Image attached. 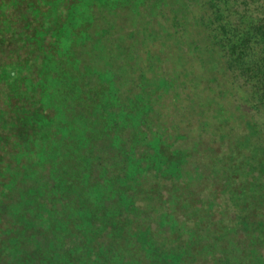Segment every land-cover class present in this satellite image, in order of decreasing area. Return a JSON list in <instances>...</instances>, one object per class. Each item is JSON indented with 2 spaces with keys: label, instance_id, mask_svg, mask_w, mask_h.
<instances>
[{
  "label": "trees",
  "instance_id": "1",
  "mask_svg": "<svg viewBox=\"0 0 264 264\" xmlns=\"http://www.w3.org/2000/svg\"><path fill=\"white\" fill-rule=\"evenodd\" d=\"M149 3L0 0L6 6L0 24L7 25L0 27V111L6 114L0 129V225L9 232L0 264H192L195 258L206 259L202 264H221L214 260L222 258L232 264H264V135L250 149L233 142L236 157L214 160L217 168L211 161L200 178L204 187L213 184L207 199L216 205H199L194 189L182 183L188 177L183 166L189 152L170 151L158 134H150L151 139L146 132L157 95L126 98V87L116 86L120 72L106 64L94 67L85 57L87 48V55L103 52L111 32L117 33L112 26L95 31L98 14L107 17L96 9L158 6ZM200 3L205 13L198 24L206 46L201 50L217 54L233 83L241 80L248 88L246 111L252 119L244 113L261 132L264 0ZM139 148L144 154H137ZM5 151L9 173L4 175ZM151 175L160 178V193L169 197L168 189L172 195L160 198L166 212L153 227L135 213L134 198ZM10 183L13 194L5 191ZM185 192L184 207L197 211L181 220L171 202ZM212 224L216 243L222 227L242 232L246 245L213 247L200 237L202 227Z\"/></svg>",
  "mask_w": 264,
  "mask_h": 264
},
{
  "label": "rangeland",
  "instance_id": "2",
  "mask_svg": "<svg viewBox=\"0 0 264 264\" xmlns=\"http://www.w3.org/2000/svg\"><path fill=\"white\" fill-rule=\"evenodd\" d=\"M148 1L149 4L153 2L158 6L145 9L134 6L109 11L106 10L108 7L106 5L96 9V12L101 10L99 13H107V17H100L101 14H98L95 31L102 29L103 26L105 28L112 26L111 30L115 29L117 33L111 32L109 40L103 45V52H90V55H87V48L85 57L87 60L92 59L89 61L94 67L106 64L110 66L109 68L119 71L121 80L116 86L126 87L124 91L127 92L126 98L140 95L149 99L150 94L157 95L151 101L152 109L149 113L153 118L151 130L146 132L150 138L152 137L150 134H158L161 143L170 144L167 145L170 151L175 148L177 151L189 152L185 156L187 158L183 166V171L188 177H185L182 183L189 184L191 189H194L193 197L197 198L199 205L206 202L212 208L216 202L207 198L213 184L211 187L208 185L204 187L201 174L211 168L209 165L211 161L217 168L219 162L214 163V160L223 161V156L226 155L236 157L233 142H237L244 149H250L253 143L263 141L264 115L257 116L259 130H262L259 132L249 120L252 119L251 113L246 111L248 88L242 87L241 80L233 83L234 79L227 75L225 64L216 57L217 54L201 50L206 46L205 35L199 30L198 17L201 18L205 13L200 3L204 0ZM5 13L6 6L0 5V15ZM115 18L117 20L114 24ZM1 26L7 28L3 21ZM117 46H122L120 51L114 49ZM139 79H143L140 86L137 84ZM159 87L160 91L156 92L154 89ZM0 107L3 108L1 97ZM5 115L0 111V129L6 120ZM125 132L124 138L128 131ZM257 152L262 154L261 147L257 148ZM8 154L7 151L4 155L2 153L4 175L9 173ZM137 154H144L143 149L139 148ZM149 154L152 152L149 151ZM241 160L242 157L239 160L235 158V166L237 163L240 164ZM223 162H226V159ZM219 178L221 177L216 175L215 179ZM159 183L160 178L157 176L144 177L134 197L137 208L135 213L141 216L143 222L150 221L151 227L154 222H158L162 213L166 212L160 198L163 196L170 199L172 196L168 189L166 192L169 193V197H166L165 191L160 193ZM181 187L183 186H179V192L182 190ZM164 189L166 188L163 187L162 191ZM14 190L12 183L5 187L6 193L13 194ZM152 192H156L157 195ZM174 199L175 201L171 203L173 205L175 202V206L171 208L177 218L182 220L183 217L192 216L197 211L184 207L183 200L188 199L186 192L181 194V198L176 196ZM15 207V203L10 204L8 211L13 213ZM219 228L222 237L217 243L211 239L217 232L213 224L203 226L200 237L209 239L213 247L226 246L231 242L246 245L242 232ZM6 230L7 228L1 224L0 251L4 250L7 243L6 235H9V232ZM204 260L206 259L195 258L192 264H202ZM219 261L221 264H232L224 258L215 259L214 263Z\"/></svg>",
  "mask_w": 264,
  "mask_h": 264
}]
</instances>
